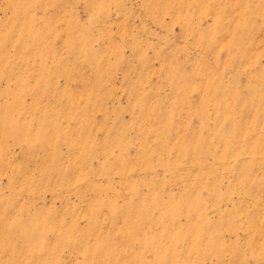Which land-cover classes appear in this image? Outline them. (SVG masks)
Returning <instances> with one entry per match:
<instances>
[{
	"label": "rangeland",
	"instance_id": "374dc122",
	"mask_svg": "<svg viewBox=\"0 0 264 264\" xmlns=\"http://www.w3.org/2000/svg\"><path fill=\"white\" fill-rule=\"evenodd\" d=\"M0 264H264V0H0Z\"/></svg>",
	"mask_w": 264,
	"mask_h": 264
}]
</instances>
